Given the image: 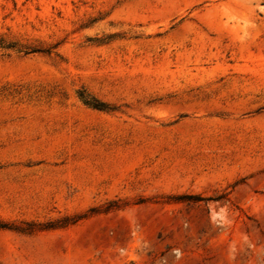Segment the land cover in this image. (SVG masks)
<instances>
[{"label":"rangeland","instance_id":"rangeland-1","mask_svg":"<svg viewBox=\"0 0 264 264\" xmlns=\"http://www.w3.org/2000/svg\"><path fill=\"white\" fill-rule=\"evenodd\" d=\"M0 225V264H264V0H0Z\"/></svg>","mask_w":264,"mask_h":264},{"label":"trees","instance_id":"trees-1","mask_svg":"<svg viewBox=\"0 0 264 264\" xmlns=\"http://www.w3.org/2000/svg\"><path fill=\"white\" fill-rule=\"evenodd\" d=\"M36 51H38V50H27L26 53H32V52H36ZM82 99H83V101H84V103L86 105H88V106H90V107H92L94 109L101 110V111H106V110L109 109L108 106H106L104 103H101V102H99L97 100L89 99V98H87L85 96H82ZM4 227H6V226H1L0 225V228H4ZM46 227H48V228L49 227H53V225H49V226H46Z\"/></svg>","mask_w":264,"mask_h":264}]
</instances>
